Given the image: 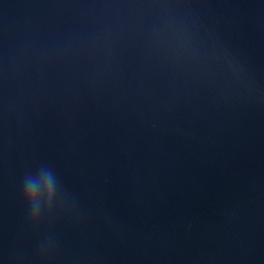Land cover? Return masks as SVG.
<instances>
[{"label":"water","instance_id":"95a60500","mask_svg":"<svg viewBox=\"0 0 264 264\" xmlns=\"http://www.w3.org/2000/svg\"><path fill=\"white\" fill-rule=\"evenodd\" d=\"M0 264H264V0H0Z\"/></svg>","mask_w":264,"mask_h":264},{"label":"clouds","instance_id":"9594fccd","mask_svg":"<svg viewBox=\"0 0 264 264\" xmlns=\"http://www.w3.org/2000/svg\"><path fill=\"white\" fill-rule=\"evenodd\" d=\"M118 31H119V29L114 27V26L105 27L100 35L93 36L91 38L90 43H91L92 47L96 48V47L102 46L104 49L106 57L110 59L112 56V41H113L115 34ZM48 181L50 184H53L56 181L55 174L51 170H49V172H48ZM25 198H26V200L31 202V194L27 188V181H26V189H25ZM27 220H28L29 227L33 231H37L40 228L41 224L50 223L52 218H48L44 221H41L35 214H32L29 217H27ZM40 249H41L42 255L50 253V251L52 249L51 240L41 241Z\"/></svg>","mask_w":264,"mask_h":264}]
</instances>
